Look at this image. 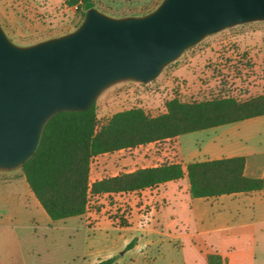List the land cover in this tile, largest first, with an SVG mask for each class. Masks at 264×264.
I'll return each mask as SVG.
<instances>
[{"label": "rangeland", "instance_id": "1", "mask_svg": "<svg viewBox=\"0 0 264 264\" xmlns=\"http://www.w3.org/2000/svg\"><path fill=\"white\" fill-rule=\"evenodd\" d=\"M92 1L98 11L115 18L145 15L162 2ZM5 5L16 18L14 29L8 33L17 45L64 35L83 21L84 8L67 7L65 0H37L35 4L13 0ZM263 68L264 21L237 25L205 37L149 83L125 81L106 89L96 100L98 122L134 107L156 116L173 98L193 102L221 96L245 99L264 95ZM175 140L96 156L90 165V180L176 162ZM181 144L184 151L194 148L191 136L182 137ZM184 184L178 183L177 187ZM169 186L173 188H164ZM161 191H145L140 198L133 194L105 195L94 199L82 216L52 221L30 192L20 169L0 171V264H96L111 257L116 259L115 264H203L204 246H227L214 235L200 240L195 237L196 222L184 206L164 210L160 217L163 232L187 235L176 242L147 235L136 224L128 229L117 228L119 217L125 218L127 213L144 224L156 220L163 206ZM173 211L180 221L177 228L169 218ZM256 234L254 242L230 244L236 264H264V227ZM132 241L134 246L127 249Z\"/></svg>", "mask_w": 264, "mask_h": 264}, {"label": "water", "instance_id": "2", "mask_svg": "<svg viewBox=\"0 0 264 264\" xmlns=\"http://www.w3.org/2000/svg\"><path fill=\"white\" fill-rule=\"evenodd\" d=\"M72 32L17 45L0 26V171L20 169L48 121L87 111L109 87L146 84L205 37L264 21V0H162L141 16L115 18L84 4Z\"/></svg>", "mask_w": 264, "mask_h": 264}, {"label": "trees", "instance_id": "3", "mask_svg": "<svg viewBox=\"0 0 264 264\" xmlns=\"http://www.w3.org/2000/svg\"><path fill=\"white\" fill-rule=\"evenodd\" d=\"M86 2L93 1L65 0V5L81 9ZM263 115V94L245 99L221 96L193 102L173 98L165 103L162 114L150 116L142 108L134 107L119 111L99 124L95 101L87 111L53 116L43 130L37 151L20 170L30 192L52 221L82 216L94 199L105 195H139L185 175L193 198L264 192V175L256 179L244 176V157L191 162L185 166L169 162L90 180V165L96 156L170 141ZM127 216H120L116 226L129 227ZM134 244L130 242L127 249ZM206 260L207 264H227L226 258L217 253L208 254ZM115 261L111 257L96 264H115Z\"/></svg>", "mask_w": 264, "mask_h": 264}, {"label": "crops", "instance_id": "4", "mask_svg": "<svg viewBox=\"0 0 264 264\" xmlns=\"http://www.w3.org/2000/svg\"><path fill=\"white\" fill-rule=\"evenodd\" d=\"M8 1L13 0H0V25L7 36L12 39L8 31L14 29L16 18L7 10L5 4ZM29 1L33 4L37 2V0H19L21 4ZM184 136H191L194 141L193 149L183 150L181 138ZM175 139L173 153L178 157L176 162L181 163L183 166L191 162L244 157L243 174L245 177L256 179L264 175V115L181 135ZM183 181H185L183 187H177L178 183H183ZM168 185H173V188L170 186L164 188ZM160 189H163L161 191V193L163 192V206L158 211L156 220L153 219L150 223L144 224L139 218H132L131 213H128L129 227L117 228L128 229L136 224L142 229L141 232L147 235L163 236L169 240V243L176 242L179 238H185L187 235H180V232L177 231L173 233L163 232L160 217L164 210H178L181 206H184L190 211L193 220L196 222L197 232L195 237L200 240L202 236L214 235L221 244L227 245L218 248L204 246L201 256L203 264H207L206 257L212 253H217L226 258L227 264H236L235 252L230 244L244 242L245 240L254 242L257 239L256 230L264 227V192L237 193L215 198H193L190 195L186 175L178 181L168 182L153 191L158 192ZM140 194L133 195L140 198ZM169 218L177 228L176 224L180 221H178L174 211L170 213Z\"/></svg>", "mask_w": 264, "mask_h": 264}]
</instances>
